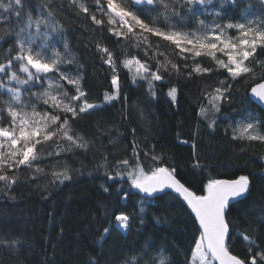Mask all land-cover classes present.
Here are the masks:
<instances>
[{
	"label": "snow or ice",
	"instance_id": "1",
	"mask_svg": "<svg viewBox=\"0 0 264 264\" xmlns=\"http://www.w3.org/2000/svg\"><path fill=\"white\" fill-rule=\"evenodd\" d=\"M258 2L259 15L244 14L252 7L249 2L239 18H233L225 8V4L237 8V0H220L219 8L213 7L211 12L208 6L214 0H67V6L74 9L77 17L90 21L93 29L106 30L117 41L123 40L143 51L146 57L141 59L124 51L118 60L117 53L106 44L95 42L101 60L111 69V90L104 92V103L121 99L118 63L131 74L133 84L138 80L147 82L153 99L157 95L156 82H164L166 76L184 75L191 79L223 70L226 78L203 93L206 103L198 111L214 132L216 114L224 102L231 100L229 81L248 77L258 81L250 91L253 98L264 104V59L257 56L258 49L264 52V0ZM56 3L57 0H41L33 7L30 0H0V35L8 37L4 40L7 48L0 47V193L4 195L20 182L18 173L22 169L44 172L36 162L45 155L60 157L74 149L87 151L93 142L76 132L73 123L81 115L103 107L88 99L84 65L66 39L64 26L57 18ZM206 12L211 20L200 18ZM189 24L193 26L188 27ZM150 37L157 39L153 42ZM161 42H166L170 50L162 51ZM205 62L210 66H205ZM73 67L75 71L71 70ZM178 94V87L168 88L167 96L173 104ZM123 99L127 101V96ZM229 127L234 141L264 143V120L250 113ZM131 131L135 135L136 130ZM197 136L198 130L191 143L180 140L182 144L190 143L193 150V178L211 167L208 158L197 153ZM112 142L115 143L114 138ZM49 144L54 147L43 153L41 149ZM131 156L116 161L114 175L108 169L107 156L103 158L105 163L98 166L105 168L108 180L127 177L129 187L144 194L134 213L101 206V241L106 242L113 231L130 232L135 220L143 227L146 205L150 207L152 199L161 195H171L190 210L196 225L197 235L187 264H264V239L239 230L230 215L232 203L243 199L250 190L249 176H209L196 191L180 176L171 156L163 150L157 152L155 144L145 148L133 140ZM50 175L53 183L63 184L72 179V169L66 163L59 170L53 165ZM101 187L109 191L108 187ZM120 198L126 202L129 193L123 192ZM153 219L157 224L161 222V218ZM237 239L244 245L243 254L234 249ZM22 246L19 238L0 240V247ZM87 264L100 261L90 258ZM121 264H173V260L167 246L149 240L125 255Z\"/></svg>",
	"mask_w": 264,
	"mask_h": 264
},
{
	"label": "trees",
	"instance_id": "2",
	"mask_svg": "<svg viewBox=\"0 0 264 264\" xmlns=\"http://www.w3.org/2000/svg\"><path fill=\"white\" fill-rule=\"evenodd\" d=\"M219 1L214 0V3ZM30 2L35 7L41 0ZM249 2L260 9L258 0H237V8L233 9L228 4L225 8L233 18H239ZM56 9L66 39L84 65L88 99L103 107L81 115L73 123L76 132L93 142L87 151L74 149L60 157L45 155L36 162L44 172L22 169L18 173L20 182L11 192L8 195L0 193V240L19 238L23 243L22 247L15 249L0 247V264H87L90 258L99 259L100 264H121L125 255L149 240L156 245L167 246L171 250L173 264H187L197 235L196 225L190 210L171 195H161L152 199L150 207L146 205L148 211L143 227L135 220L130 232L113 231L106 242L100 240L99 230L104 226L101 206L110 211L134 213L144 196L129 187L127 177L108 180L105 168L98 167L105 163V156L109 170H113L117 160L131 159L133 140L145 148L155 144L157 152L163 150L168 153L180 176L196 191L209 176H249L250 190L243 199L232 203L230 215L239 230L253 238L264 239V143L234 141L229 127L235 126L249 113L264 120V110L250 96L251 86L258 81L251 77L229 81L232 83L231 100L224 102L216 114L214 132L199 117L198 111L206 103L203 93L226 78L223 70L191 79L184 75L166 76L164 82H156L157 95L153 99L148 93L147 82L138 80L133 84L131 74L118 63L121 99L104 103V92L111 90V69L101 60L95 42L106 44L117 53L118 60L124 51L146 59L143 51L123 40L117 41L106 30L93 29L90 21L74 14V9L67 6V0H57ZM145 10L150 11L148 8ZM152 15L156 13L152 12ZM7 39V35H0V47L7 48L4 43ZM150 39L155 42L157 38ZM8 42L11 43L10 40ZM161 50H170L166 42H161ZM257 56L264 59V52L258 49ZM205 66H210V63L205 62ZM71 70L75 71V68ZM170 86L179 89L175 104L167 96ZM69 91H72L70 86ZM125 95L127 101L123 99ZM132 129L136 130L135 135ZM197 130V153L207 157L211 167L193 178L190 143ZM180 140L190 143L182 144ZM52 147L45 145L41 151L46 153ZM141 159H144L143 155ZM65 163L72 169V179L63 184L53 183L50 175L53 165L59 170ZM34 175L36 179H30ZM101 185L108 187L109 191L105 192ZM123 192L129 193L126 202L120 198ZM153 217L161 218V222L157 224ZM234 249L243 254L244 245L240 239L234 241Z\"/></svg>",
	"mask_w": 264,
	"mask_h": 264
},
{
	"label": "rangeland",
	"instance_id": "3",
	"mask_svg": "<svg viewBox=\"0 0 264 264\" xmlns=\"http://www.w3.org/2000/svg\"><path fill=\"white\" fill-rule=\"evenodd\" d=\"M219 6H220V1H219L218 3H214V4L211 5V6H208V12H211L213 7H215V8H219ZM197 7H199L201 11H204V8H203L202 6H197ZM260 11H261V10H260L257 6H252L250 9H247V13H244V14L251 13V14L259 15V14H260ZM208 12H206L205 15H204V16H201L200 18L211 20L212 17H211L210 15H208ZM242 13H243V12H242ZM242 13H241V14H242ZM241 14H240V16H241ZM233 34H235V33H233ZM72 71H73V70H72ZM37 90H38V89H37ZM3 98L6 99L7 96L5 95Z\"/></svg>",
	"mask_w": 264,
	"mask_h": 264
},
{
	"label": "water",
	"instance_id": "4",
	"mask_svg": "<svg viewBox=\"0 0 264 264\" xmlns=\"http://www.w3.org/2000/svg\"><path fill=\"white\" fill-rule=\"evenodd\" d=\"M252 86H254V85H252ZM251 86V87H252ZM251 89V88H250ZM250 96H251V98L259 105V107L261 108V109H263L264 110V104H262V103H260L258 100H256L255 98H253L252 97V94H251V91H250ZM221 179H235V178H221Z\"/></svg>",
	"mask_w": 264,
	"mask_h": 264
}]
</instances>
